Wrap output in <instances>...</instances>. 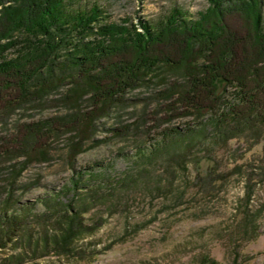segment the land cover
<instances>
[{
	"label": "rangeland",
	"instance_id": "1",
	"mask_svg": "<svg viewBox=\"0 0 264 264\" xmlns=\"http://www.w3.org/2000/svg\"><path fill=\"white\" fill-rule=\"evenodd\" d=\"M79 4L157 22L208 0ZM161 77L108 103L75 82L0 110V215H17L10 234L0 227V264H264V122L233 135L215 113L173 104ZM173 127L181 140L165 137Z\"/></svg>",
	"mask_w": 264,
	"mask_h": 264
},
{
	"label": "trees",
	"instance_id": "2",
	"mask_svg": "<svg viewBox=\"0 0 264 264\" xmlns=\"http://www.w3.org/2000/svg\"><path fill=\"white\" fill-rule=\"evenodd\" d=\"M79 1L0 0V110L75 82L93 102L108 103L156 74L166 76L173 104L215 113V124L233 135L247 128L243 122H264V0H208L195 16L174 8L157 22L108 21L99 4ZM173 70L183 79L165 74ZM227 87H234L233 101L216 112ZM43 125L30 150L42 146ZM182 134L174 127L164 133L175 140ZM16 217L0 215V227L11 232ZM73 222L71 216L63 229L74 230Z\"/></svg>",
	"mask_w": 264,
	"mask_h": 264
}]
</instances>
